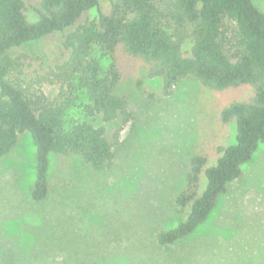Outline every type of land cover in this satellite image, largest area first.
I'll use <instances>...</instances> for the list:
<instances>
[{
	"label": "rangeland",
	"instance_id": "374dc122",
	"mask_svg": "<svg viewBox=\"0 0 264 264\" xmlns=\"http://www.w3.org/2000/svg\"><path fill=\"white\" fill-rule=\"evenodd\" d=\"M39 1L24 0L30 21L37 17L30 4ZM252 1L264 12V0ZM100 6L107 10L110 0H100ZM96 13L89 10L79 23ZM60 39L55 34L9 52L29 56L27 77L17 82L22 88L47 96L56 92L41 78L48 66L41 62L57 51ZM119 92L131 113L125 123L87 118L80 105L64 116L66 123L85 119L104 127L114 151L110 168L94 171L76 156L52 154L49 193L38 202L29 193L35 175L30 134L21 133L0 158V264H39L42 253L60 257L56 264H264V142L192 235L167 248L156 241L159 231L185 216L174 197L184 187L190 157L200 153L213 164L221 155L218 146L234 142L235 123H223L220 110L247 95L249 87L216 91L187 78L165 94L159 77L136 69Z\"/></svg>",
	"mask_w": 264,
	"mask_h": 264
},
{
	"label": "trees",
	"instance_id": "16d2710c",
	"mask_svg": "<svg viewBox=\"0 0 264 264\" xmlns=\"http://www.w3.org/2000/svg\"><path fill=\"white\" fill-rule=\"evenodd\" d=\"M30 7L37 14L34 21L25 14L24 0H0V158L21 133L30 134L35 175L29 193L34 201L49 193L52 154L76 156L94 171L111 167L114 151L104 127L85 119L66 123L64 116L80 105L87 118L127 122L131 113L119 86L136 69L148 78L159 77L165 94L187 78L216 91L249 87L247 95L220 110L223 123H235L234 142L218 146L221 155L213 164L207 165L200 153L190 157L184 187L174 197L185 216L156 235L157 244L166 248L187 239L264 142V12L252 0H110L107 10L100 0H40ZM91 9L96 16L79 23ZM55 34L61 39L57 51L42 59L48 66L41 78L56 92L47 96L22 88L17 82L27 77L29 56L9 52ZM15 73L12 80L9 74ZM41 255L39 264L60 259Z\"/></svg>",
	"mask_w": 264,
	"mask_h": 264
}]
</instances>
